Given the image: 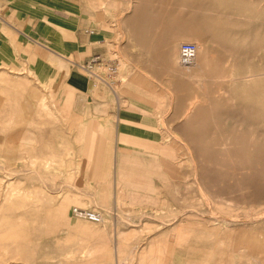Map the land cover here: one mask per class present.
<instances>
[{
	"label": "rangeland",
	"instance_id": "obj_1",
	"mask_svg": "<svg viewBox=\"0 0 264 264\" xmlns=\"http://www.w3.org/2000/svg\"><path fill=\"white\" fill-rule=\"evenodd\" d=\"M92 7L109 22L122 8L132 11L133 67L155 70L157 96L180 117L164 126L172 204L150 208L142 231L120 226L123 252L112 249L121 207H105L102 222L70 218L82 205L65 209V193L95 174L64 171L59 144L75 155L83 139L68 140V123L58 136L36 123L41 93L0 68V264H151L157 254L208 251L201 238L230 232L242 243V230L263 232L264 0H92ZM184 42L198 45V66L181 63ZM108 56L116 57L113 49ZM27 85L35 91L22 97Z\"/></svg>",
	"mask_w": 264,
	"mask_h": 264
},
{
	"label": "crops",
	"instance_id": "obj_2",
	"mask_svg": "<svg viewBox=\"0 0 264 264\" xmlns=\"http://www.w3.org/2000/svg\"><path fill=\"white\" fill-rule=\"evenodd\" d=\"M100 12L93 9L92 0H0V68L5 74L15 71L20 82H32L41 93L35 103L36 123H49L50 133L57 136L60 126L68 123L74 133H64L68 140L83 139L75 155L71 144H59L64 154L57 163H63L66 172L95 176L76 192H66L61 205L136 212L121 211L112 218L122 221L113 225L112 249L123 252L116 239L120 226L123 232L142 231L150 208L172 204L164 126L179 123L180 117L157 96L161 91L155 70L133 67L138 52L129 41L132 11L118 10L114 22ZM111 49L119 62L117 93L82 67L96 54L109 57ZM96 69L104 72L100 66ZM29 89L33 88L22 86L20 95ZM44 113L51 115L46 116L50 121ZM74 206L69 216L76 219Z\"/></svg>",
	"mask_w": 264,
	"mask_h": 264
},
{
	"label": "bare ground",
	"instance_id": "obj_3",
	"mask_svg": "<svg viewBox=\"0 0 264 264\" xmlns=\"http://www.w3.org/2000/svg\"><path fill=\"white\" fill-rule=\"evenodd\" d=\"M194 61L197 66L200 64L198 60ZM253 231L239 232L243 237L242 243H239L240 240L235 241L230 236V232L219 233L211 238H201L196 242L209 247L208 251L194 253L186 250L164 255L157 254L151 264H228L233 261L243 264L250 260L264 262V231L260 233ZM183 256L187 258L184 259Z\"/></svg>",
	"mask_w": 264,
	"mask_h": 264
},
{
	"label": "built area",
	"instance_id": "obj_4",
	"mask_svg": "<svg viewBox=\"0 0 264 264\" xmlns=\"http://www.w3.org/2000/svg\"><path fill=\"white\" fill-rule=\"evenodd\" d=\"M197 44L193 42H184L180 46V61L183 65H191L196 59ZM96 66L104 71L101 73ZM88 70L90 75L96 79L107 82L112 88L116 80L114 79L119 67V62L115 58H109L101 54H96L88 62L82 65ZM72 213L76 218L89 220L93 222H102L104 219V212L96 208H83L74 206Z\"/></svg>",
	"mask_w": 264,
	"mask_h": 264
}]
</instances>
